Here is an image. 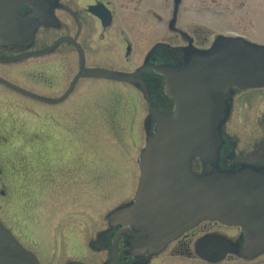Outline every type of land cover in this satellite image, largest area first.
<instances>
[{"label":"rangeland","instance_id":"374dc122","mask_svg":"<svg viewBox=\"0 0 264 264\" xmlns=\"http://www.w3.org/2000/svg\"><path fill=\"white\" fill-rule=\"evenodd\" d=\"M93 1L80 4L87 7ZM105 1L116 13L114 25L105 29L92 17L96 26L83 23L81 27L89 67L128 72L148 56L156 61L164 55L178 57L191 42L207 40L211 45L222 39V33L264 44V0H182L175 29L170 28L175 0ZM155 13L161 14L158 20ZM58 34L51 33L45 45L30 52L53 43ZM128 43L132 44L129 54ZM62 48L69 45L63 43ZM67 51L32 54L33 58L17 66L1 69L7 74L2 77L56 99L80 69L78 51ZM231 105L225 130L234 143L235 158L241 163L261 159L264 88L240 91ZM147 113L143 91L126 82L82 77L60 103L45 102L0 83V218L41 264L103 262L102 251L107 255L108 249L94 239L107 231L110 214L135 196ZM207 231L233 240L242 233L240 227L208 224L189 231L182 241L192 249ZM180 249L177 240L150 264H211ZM217 264H264V250L253 258L232 255Z\"/></svg>","mask_w":264,"mask_h":264},{"label":"water","instance_id":"95a60500","mask_svg":"<svg viewBox=\"0 0 264 264\" xmlns=\"http://www.w3.org/2000/svg\"><path fill=\"white\" fill-rule=\"evenodd\" d=\"M179 4L180 0H176L172 27L176 21ZM90 10L104 21L111 18L110 10L103 4L92 5ZM0 21L9 26V18L1 17ZM16 21L26 31L33 30L38 19L32 20L19 15ZM80 51L81 71L60 98H45L2 77L0 80L23 93L52 103L65 99L81 76L141 83L152 114L147 118V122L155 118L162 127L158 125V133L150 135L148 147L143 150L144 175L138 202L134 207L140 206L138 209L141 213H144L143 207H149L148 203L152 204L151 209H159V198L162 195V249L159 250H163L169 241L186 229L211 219L242 226L245 231L244 242H234L220 234L206 235L196 243V252L200 257L217 263L225 259L229 252L248 258L262 252L264 166L244 163L237 168H222L220 160L226 143L223 123L229 113V101L234 88L264 85V46L251 44L243 38L224 37L210 51L187 54L184 62L162 65L149 63L132 73L88 68L84 64L81 48ZM146 67L154 68L167 76V92L179 102L175 118L153 108L149 87L138 76ZM197 155L211 163L210 171L198 174L193 170L192 160ZM148 189L152 190L150 197L146 194ZM169 206L171 208H168ZM132 207L131 203L126 204L110 214L109 218L125 216ZM157 209L153 210V214L160 217ZM143 230L142 227L131 232L143 235ZM124 231L125 229L119 235ZM114 246L111 258L112 264H117V240ZM0 264H40L36 255L26 249L1 220ZM70 264L85 263L74 261Z\"/></svg>","mask_w":264,"mask_h":264},{"label":"flooded vegetation","instance_id":"af4514ba","mask_svg":"<svg viewBox=\"0 0 264 264\" xmlns=\"http://www.w3.org/2000/svg\"><path fill=\"white\" fill-rule=\"evenodd\" d=\"M28 1L31 2L32 5L28 4L29 3ZM101 2H105L112 10L113 18L111 24L108 26H104L103 21L96 15L92 14L88 9L90 4H97ZM80 3L81 0H0V17H7L10 19L8 28L5 27L3 29L11 31V29L16 28L18 30L20 25L16 21V18L20 14L39 15L42 18L41 23H43L45 21L49 22L50 16H52L51 14H53V12L55 11L58 17L60 18L59 24L57 23L59 27L49 28L47 26H43L44 24H42V26L39 28V31L36 34L37 37L34 42L35 43L34 47L45 45L47 36H49L51 33L55 34L57 32H59V34L56 35V38L55 40H53V42L62 36H70L73 37L76 40V42H78L82 47H84V44L80 40L81 27L83 26V23L86 24L88 23L90 24L91 27H93V25L97 23L93 21L92 17H94L98 21V24H100V26H102L105 29H109L114 25V23L117 20V17L112 5L109 4L108 1L95 0L92 3H90L87 7L85 6L82 7ZM69 16L72 17L71 20H69ZM160 16L161 14L158 15V13H155V18L157 20L160 18ZM51 21L53 23L52 19ZM61 27L62 29H59ZM73 27H77L78 29L77 33L75 32V34L71 31ZM126 40L127 42H129L128 41L129 39ZM17 43L18 42H16L15 44L11 43L8 45L0 44V74L1 75L6 74L1 69L7 66H17L18 62L16 61L9 63L7 62V61H11L12 58L10 57H14L18 54L23 53V51H18L19 48L22 49V46H19ZM63 43H67L69 45V48H62ZM63 43H61L56 50L59 51V49H63L64 52H66L67 54L69 53L67 49L70 48L78 51V47L74 44L73 41L66 40ZM130 45L131 43H128L129 47L128 46L127 47L130 48ZM196 46L200 48H209L211 45L207 43V40H205L201 43H197ZM146 79L149 80L151 86L154 87L156 85L155 92H158L159 94L155 96V103L157 105L156 107L160 111L168 112L171 115H175L177 112V107H179V102L172 95L168 96L164 91V87L166 88L168 86L167 76L165 75L163 77L162 75H158V74H152V75L147 74ZM162 88H163V92H162ZM158 125L162 127V124L156 121L155 118H152L151 121L148 122L146 121L144 123L145 129L148 130L149 133L147 140L145 142L144 149L148 147V140L150 135H156L158 133L157 130ZM159 136L161 137L160 142L162 147V130H160ZM143 150L140 153L141 174L135 196L133 197L134 200L132 199L133 202H131V204L133 205L132 210L128 213L126 217L120 216L118 218L113 219V223L115 227L119 225H122V227L121 226L118 227L116 232L112 233L111 235H104L101 237L100 239L101 245L108 249L107 255L102 251L105 260L101 264H104V262L108 258L109 253H111V250L114 246V242L117 239L116 236L118 235L119 231L122 228H126V227H130L133 230H136L137 228L140 230V228L143 227L144 228L143 235L138 236L132 234L131 232H127V233H123L119 237L118 242H119L120 250H119L118 264H146L149 261L151 255L160 252L161 250L159 249H162V195L159 198L160 199L159 209L157 208L151 209L152 204L148 203L149 207L148 208L143 207L144 213H141L140 209H138V207L140 206L134 207L138 202V193L140 191L141 181L144 175L143 165H142V159L144 158ZM225 159L226 158L221 155L220 162H224ZM221 167L223 168V164H221ZM196 168L198 169L199 166L198 167L196 166ZM160 180L162 182V174L160 175ZM151 191L152 190L150 189L146 190V194L148 197L151 196ZM168 208L171 207L169 206ZM154 209L159 210L160 217H156V215L153 214ZM208 224L225 225L220 221L209 220L202 222L197 227L199 226L206 227ZM197 227H195L194 229H196ZM208 233H211V231L204 232V234H208ZM179 236L181 237L179 239L181 246L180 249L181 253L186 254L190 257L193 256L194 250L193 248L191 249V247L189 246L190 243L186 244L185 242L182 241L183 238L185 240L186 237L189 236L188 232L183 231L182 233L179 234ZM161 254L162 253L155 256L152 259V261Z\"/></svg>","mask_w":264,"mask_h":264},{"label":"trees","instance_id":"16d2710c","mask_svg":"<svg viewBox=\"0 0 264 264\" xmlns=\"http://www.w3.org/2000/svg\"><path fill=\"white\" fill-rule=\"evenodd\" d=\"M257 163H260L259 165H264V158L260 161H257Z\"/></svg>","mask_w":264,"mask_h":264}]
</instances>
